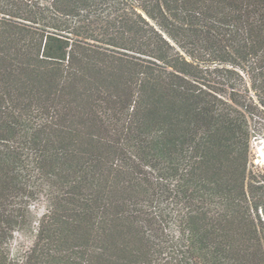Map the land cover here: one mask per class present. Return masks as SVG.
<instances>
[{
  "label": "trees",
  "instance_id": "trees-1",
  "mask_svg": "<svg viewBox=\"0 0 264 264\" xmlns=\"http://www.w3.org/2000/svg\"><path fill=\"white\" fill-rule=\"evenodd\" d=\"M251 114L264 0H0V237L42 194L22 264H264Z\"/></svg>",
  "mask_w": 264,
  "mask_h": 264
},
{
  "label": "rangeland",
  "instance_id": "rangeland-1",
  "mask_svg": "<svg viewBox=\"0 0 264 264\" xmlns=\"http://www.w3.org/2000/svg\"><path fill=\"white\" fill-rule=\"evenodd\" d=\"M251 117L252 133L249 140L248 168L252 169L257 179L264 183V120L257 114H251ZM31 146L40 147L35 141L33 145H30L32 151ZM17 168L19 171L23 167L17 165ZM27 203L26 217L18 220L14 230L8 231L7 236L0 237V264H22L25 252L35 233L37 221L47 211V200L42 194L29 198ZM262 215H264V210H262Z\"/></svg>",
  "mask_w": 264,
  "mask_h": 264
}]
</instances>
